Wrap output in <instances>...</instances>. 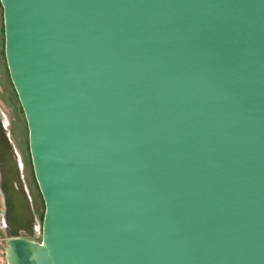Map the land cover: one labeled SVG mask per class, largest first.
I'll return each mask as SVG.
<instances>
[{
    "label": "water",
    "instance_id": "95a60500",
    "mask_svg": "<svg viewBox=\"0 0 264 264\" xmlns=\"http://www.w3.org/2000/svg\"><path fill=\"white\" fill-rule=\"evenodd\" d=\"M0 4L44 203L38 241L0 123L8 264H264V0Z\"/></svg>",
    "mask_w": 264,
    "mask_h": 264
},
{
    "label": "rangeland",
    "instance_id": "374dc122",
    "mask_svg": "<svg viewBox=\"0 0 264 264\" xmlns=\"http://www.w3.org/2000/svg\"><path fill=\"white\" fill-rule=\"evenodd\" d=\"M0 123L5 126L8 138L16 152L20 166L23 183L30 204L32 206V237L35 240L41 239V222L44 211V203L38 189L32 168L30 152L28 147V131L16 92L9 78L5 57L2 6L0 4ZM5 201L0 189V221L5 215ZM21 236H27L26 232L19 230ZM8 236L4 227L0 225V264H8L6 258V241Z\"/></svg>",
    "mask_w": 264,
    "mask_h": 264
},
{
    "label": "bare ground",
    "instance_id": "6f19581e",
    "mask_svg": "<svg viewBox=\"0 0 264 264\" xmlns=\"http://www.w3.org/2000/svg\"><path fill=\"white\" fill-rule=\"evenodd\" d=\"M0 225L6 229V224L4 218L1 219Z\"/></svg>",
    "mask_w": 264,
    "mask_h": 264
}]
</instances>
